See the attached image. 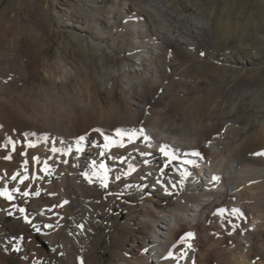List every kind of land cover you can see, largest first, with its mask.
Here are the masks:
<instances>
[{"label":"bare ground","instance_id":"bare-ground-1","mask_svg":"<svg viewBox=\"0 0 264 264\" xmlns=\"http://www.w3.org/2000/svg\"><path fill=\"white\" fill-rule=\"evenodd\" d=\"M57 12L82 60L66 66L73 52L65 48L46 67L49 57L42 51L55 30L45 10L32 24L36 33L19 31L22 48L3 51L0 44V192L12 196L0 197L1 216L15 217L0 239V264H11L13 250L20 255L15 264H63L58 253L98 247L94 230L109 215L119 218L117 204L143 220L125 222L135 233L122 241L123 264L148 253L155 264H218L223 251L234 264H248L251 241L243 236L248 245L242 247L236 230L250 234L264 226V155H255L264 146L239 159L225 149V140L257 99L253 123L264 131L263 94L247 101L242 88L253 85L234 84L225 101L200 96L177 116L175 98L199 86L198 77L179 68L177 47L195 50L200 20L165 0H64ZM258 57L251 53L247 60ZM71 78L85 81V88L73 86ZM117 93L123 103L111 104ZM109 108L113 117L103 123ZM161 202L170 214L157 206ZM230 227L233 235L226 236Z\"/></svg>","mask_w":264,"mask_h":264},{"label":"rangeland","instance_id":"rangeland-1","mask_svg":"<svg viewBox=\"0 0 264 264\" xmlns=\"http://www.w3.org/2000/svg\"><path fill=\"white\" fill-rule=\"evenodd\" d=\"M63 1L0 0V44L3 47L1 50L9 51L22 48L26 43L23 39H20L19 31H23V34L25 33L28 36L29 34L36 33V30L32 28V24L45 10L49 24L55 30L49 33L48 44H46L44 51H42L49 57L46 67H49L51 61L60 53V50H64L65 48L73 52V55L64 56L66 66L74 64L79 59L82 60L83 58L80 54L81 47L71 38L69 30L63 28L61 25L62 19L57 11L60 10ZM165 1L172 3V7L178 8L186 18L193 17L203 23V29L199 31L198 40L195 41V50H188L184 46L177 47L179 65H181L179 68H184L183 72L186 77L196 76L199 78L197 92L175 98L177 102L174 107L177 116H182L188 104L197 102L200 96L203 98L207 97L210 101H225L228 88L234 84L250 82L253 85L244 89L242 88V99H246L247 101L255 99L257 93L264 96V0ZM51 11L53 14H51ZM251 53H258L259 55L252 64L247 60ZM226 54L229 55L228 58H225ZM100 73L101 71H99ZM43 75L44 68L40 70L37 80L39 83ZM34 80L33 76L28 77L29 83H33ZM70 82L77 88L78 85L82 89L86 86L85 81H78L76 78H71ZM93 88L105 102L103 92L95 84H93ZM258 89L259 92H257ZM121 103L123 101L117 93L116 102L111 104L119 105ZM253 104L258 106L260 102L257 99ZM256 106L253 105L250 111L240 115L243 119L242 124L238 126V130L235 129L236 131L234 132L230 131L228 138L225 140V149L228 152L231 151L232 157L234 156L233 158L244 159L249 149L264 146V131L260 132L253 123L256 114L252 111L257 109ZM109 107L111 108L112 105ZM110 108L103 117V123L108 122L113 117ZM221 115L224 116L225 114L221 113ZM165 116L169 119L174 118L173 112H167ZM93 119L97 120L98 118L97 116H93ZM221 122L224 123V120ZM146 127L150 128L151 122ZM177 131V128H172L173 135L177 136ZM208 133L211 135L212 130L209 129ZM249 162L251 160H248ZM0 197L4 201L8 199L4 195H0ZM125 198L129 199V196L125 195ZM190 203L192 204V202ZM157 206L163 208L167 214H170L171 209L164 202L158 203ZM115 209L121 212L119 218L113 220L109 215L106 218L108 223L106 225L99 223L94 230L95 235L92 238L98 237V247L92 249L83 245L78 250L71 249L61 252L63 254L58 253L60 256L63 255V264H123V261L126 262V255L122 250L124 247L122 241L127 243L125 235L131 236L135 231L134 225L131 222H128L129 224L124 226L125 222L129 219L136 220L137 222H143V220L129 213L120 204L115 205ZM216 216L218 215L216 214L213 217L215 218ZM14 220L13 214H8L2 218L0 204V223L6 227L5 229L0 228V239L7 238L6 231L9 229V224ZM146 222L152 225L156 223L152 219H148ZM251 223V221L248 222V227L252 228ZM215 224H217V221H215ZM202 228L204 226L200 225L198 230L201 231ZM25 229L31 232L30 226L26 225ZM232 230V227L228 228L226 236L233 235ZM236 233L242 243V247L248 245L242 239L243 236L251 241V249L249 251L250 262L248 264H264V226L254 229L250 234H243L240 228L236 230ZM35 235L39 239L38 231H35ZM213 235L218 236L217 234ZM43 245L45 246V244ZM218 251L219 249L216 250V252ZM220 255L221 258H219L218 264H234V257L229 252L223 251ZM144 257L134 259L133 261L135 264H155V258H153L152 253L144 255ZM19 258L20 255L13 250L9 260L11 264H15Z\"/></svg>","mask_w":264,"mask_h":264},{"label":"snow or ice","instance_id":"snow-or-ice-1","mask_svg":"<svg viewBox=\"0 0 264 264\" xmlns=\"http://www.w3.org/2000/svg\"><path fill=\"white\" fill-rule=\"evenodd\" d=\"M201 55H203V53H201ZM97 131H99V130H97ZM117 133L118 134H122V133H120V130H117ZM130 139H131V137H130ZM79 140L80 141H83L84 140V137L82 136V137H80L79 138ZM105 140L107 141L108 140V138L107 137H105ZM109 145L108 144H105L104 145V147H108ZM121 147H123V144H121L120 145ZM55 150V149H54ZM79 150H81V149H78V151ZM161 151H164V149L163 148H161ZM103 154V153H102ZM165 155H168V153H165ZM193 155H199V153H193ZM255 155H264V152H258V153H255ZM7 158H9V157H6V159ZM175 157H170V159H174ZM185 163H193L192 161H185ZM93 164H95V162H93ZM101 167V169H103V165H101L100 166ZM131 167V166H130ZM134 170V169H133ZM82 175H85V177L86 178H88L87 177V174L86 173H82ZM15 178V177H14ZM117 179H119V177H117ZM213 179H217V177H213ZM22 182V181H21ZM91 182V181H90ZM101 186H103V187H106L107 186V184H106V177L102 180V184H101ZM36 194H38V193H36ZM0 195H4V196H6L8 199H12V196L9 194V193H7L6 191L5 192H0ZM24 195L25 196H27L28 195V193L27 192H25L24 193ZM21 211H23V209H21ZM234 212H239V209H234L233 210ZM25 219H27V218H25ZM37 231H39V229H37ZM187 236H191L192 234L191 233H187L186 234ZM189 247H191V245H188ZM172 254L171 253H169V256H171Z\"/></svg>","mask_w":264,"mask_h":264}]
</instances>
